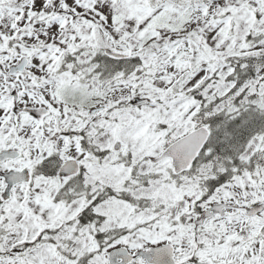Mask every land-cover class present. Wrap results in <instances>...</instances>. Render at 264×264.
Segmentation results:
<instances>
[{
    "label": "snow or ice",
    "instance_id": "6c2138e0",
    "mask_svg": "<svg viewBox=\"0 0 264 264\" xmlns=\"http://www.w3.org/2000/svg\"><path fill=\"white\" fill-rule=\"evenodd\" d=\"M0 264H264V0H0Z\"/></svg>",
    "mask_w": 264,
    "mask_h": 264
}]
</instances>
